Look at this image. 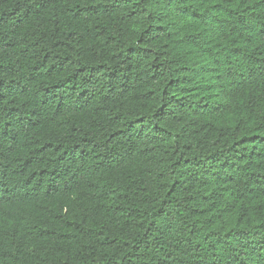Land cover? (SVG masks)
Returning a JSON list of instances; mask_svg holds the SVG:
<instances>
[{
    "label": "trees",
    "instance_id": "16d2710c",
    "mask_svg": "<svg viewBox=\"0 0 264 264\" xmlns=\"http://www.w3.org/2000/svg\"><path fill=\"white\" fill-rule=\"evenodd\" d=\"M0 264H264V0H0Z\"/></svg>",
    "mask_w": 264,
    "mask_h": 264
}]
</instances>
